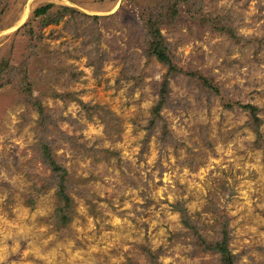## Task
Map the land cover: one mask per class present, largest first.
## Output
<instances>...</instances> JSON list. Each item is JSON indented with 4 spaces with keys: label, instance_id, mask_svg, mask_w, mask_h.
<instances>
[{
    "label": "rangeland",
    "instance_id": "rangeland-1",
    "mask_svg": "<svg viewBox=\"0 0 264 264\" xmlns=\"http://www.w3.org/2000/svg\"><path fill=\"white\" fill-rule=\"evenodd\" d=\"M223 230L264 264V0H0V264H220Z\"/></svg>",
    "mask_w": 264,
    "mask_h": 264
},
{
    "label": "trees",
    "instance_id": "trees-1",
    "mask_svg": "<svg viewBox=\"0 0 264 264\" xmlns=\"http://www.w3.org/2000/svg\"><path fill=\"white\" fill-rule=\"evenodd\" d=\"M50 8H51V4L40 5L37 8H35L34 14L45 16L47 13H49L48 10ZM67 11L70 12V11H73V9L68 7V6H63V13L67 12ZM42 21H45V20H42ZM146 26L151 30V34L153 36L154 54L158 58L163 60V63H165L166 65L173 66V67L169 66L170 68H173V70H174V72L172 74L177 73L178 70L176 68H174L172 61L170 60V58L167 54L166 42L163 39V37L159 31L157 17L153 14H149V16L147 17V20H146ZM169 73H171V72L169 71ZM185 73L190 75V76L197 77L198 80H200L201 83L205 87H207L209 90H211L212 92H214V93L219 92V87L217 86L216 83H214L212 81V79H210V78H208L202 74H198V73H193V72H185ZM169 77L168 76L164 77V80L160 84L158 96H157V99H156L154 106L152 107V111H151L152 115H153V118L151 120L152 122H155V121L162 118L160 112H161L162 108L167 103L168 93H169ZM8 81H10V80L8 79L6 82H8ZM30 97L31 96L28 95V99H29L31 105H33L35 107V110L37 111V113L39 115V120L37 121L38 122L37 125H39V127L43 128L48 121L47 120L48 114H45V109L37 98H31L30 99ZM233 105H239V106H242V108L248 110V112H249V124L252 123L253 131L258 133V131H259L258 124H259V120H260V118L258 116L259 108L254 104H246L245 105V104H240L239 102H235L234 104L233 103H227L226 104L227 107H233ZM41 149H42V153H43L42 156L44 157L46 164H48V166L50 167V169L53 173L58 174V176L61 178L62 172H64V168L60 164H58L54 158L51 157V149L48 146V144H46V142H41ZM57 195H58L59 199H61V201H63V206L66 207V205L69 202V197L66 193V186H65L64 180H62L61 182L58 183ZM177 209H179L181 212L183 224L188 228L193 227L190 220L185 215V211L181 207H179V208L177 207ZM62 211H63V208L60 206L57 209V213L61 214ZM201 241L205 244V247L207 249H211V250L218 253V255L220 256V264H234L235 255L229 249L228 236H227V233L225 230H223L221 232V236L218 240H215V241L210 242V243H205V241L201 238Z\"/></svg>",
    "mask_w": 264,
    "mask_h": 264
},
{
    "label": "bare ground",
    "instance_id": "bare-ground-1",
    "mask_svg": "<svg viewBox=\"0 0 264 264\" xmlns=\"http://www.w3.org/2000/svg\"><path fill=\"white\" fill-rule=\"evenodd\" d=\"M24 18V17H23Z\"/></svg>",
    "mask_w": 264,
    "mask_h": 264
}]
</instances>
